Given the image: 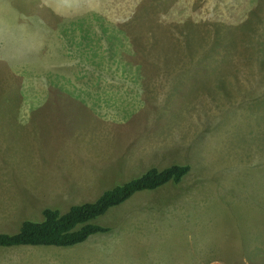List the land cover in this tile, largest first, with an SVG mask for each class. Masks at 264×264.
<instances>
[{
	"label": "rangeland",
	"instance_id": "obj_1",
	"mask_svg": "<svg viewBox=\"0 0 264 264\" xmlns=\"http://www.w3.org/2000/svg\"><path fill=\"white\" fill-rule=\"evenodd\" d=\"M47 1L0 0V232L42 221L45 208L93 202L150 168L190 170L98 218L107 233L73 247L0 248V264L22 249L43 250L41 264L93 252L154 264L148 249L158 264H264V0ZM10 13L26 33L9 28L6 40ZM228 22L247 25L227 37ZM43 34L56 57L41 56ZM86 57H110L117 72ZM56 75L73 93L54 96Z\"/></svg>",
	"mask_w": 264,
	"mask_h": 264
},
{
	"label": "trees",
	"instance_id": "obj_2",
	"mask_svg": "<svg viewBox=\"0 0 264 264\" xmlns=\"http://www.w3.org/2000/svg\"><path fill=\"white\" fill-rule=\"evenodd\" d=\"M154 1H156V4L163 2V0ZM140 3H142V1H140ZM251 8L252 7L243 11L242 18H245L249 14H253L251 13ZM144 9L145 6L140 8V10ZM171 15L174 14L171 13ZM174 18H177V16H174ZM246 25V23H243L241 26L232 25L229 22L225 23L221 25L223 30L222 35L227 37L231 35L233 37L239 32L237 31L238 28L243 29ZM188 26L189 25L186 24L185 28ZM217 26L218 25H215V27ZM78 32L79 31H76L74 34ZM157 33L158 32L153 29L150 32V36L155 39L156 43L161 40L160 36L156 35ZM82 40L83 38L80 39V41ZM141 49H143V53H145L146 48L143 47ZM143 55L144 54H142V56ZM137 56H140L139 50L136 52V57ZM51 76L52 75H49V77ZM144 83V86L148 85V83ZM189 170L190 166L188 165H173L165 169L150 168L137 178L106 190L99 195L97 200L73 205L65 213H62L58 209L45 208L42 211V221L25 220L20 224L16 232H0V247H73L82 244L93 235L103 234L109 231V228L97 224L96 220L104 216L110 209L124 204L139 192L157 190L170 182L178 184L188 174Z\"/></svg>",
	"mask_w": 264,
	"mask_h": 264
},
{
	"label": "crops",
	"instance_id": "obj_3",
	"mask_svg": "<svg viewBox=\"0 0 264 264\" xmlns=\"http://www.w3.org/2000/svg\"><path fill=\"white\" fill-rule=\"evenodd\" d=\"M47 2H50V0H48ZM15 14L14 13H10L9 15L7 14V15H5L4 16V19L5 20H3L2 21V24L4 25V27H5V30H4V32H3V34H6V35H10V34H12L10 31H9V28H13V30H14V28L17 26V28H18V31L20 32V33H26L25 32V30H23V28L20 26V24H19V22H16L15 21V18L17 17V16H14ZM41 19V18H40ZM10 20V21H9ZM4 22V23H3ZM41 23V22H40ZM42 24V23H41ZM31 28V27H30ZM48 28H45V31L47 30ZM49 30L50 29H48L44 34H47L48 32H49ZM28 32L29 33H32V32H35V30L32 28L31 30L30 29H28ZM43 32H44V29H43ZM100 32H101V29H100ZM44 34H43V36H42V42H40V48L39 49H41V56L44 58H53L54 56L56 57L57 55H55V54H53L49 49H48V47H47V45H46V39H50V36H48V37H46V39H45V37H44ZM107 34H109V32L107 33ZM11 38V35H10V37L8 38V39H6V40H9ZM54 42V41H53ZM55 44V43H54ZM72 58H80V57H78L77 55H73V57ZM87 58V57H86ZM107 61V63H104V62H102V63H98V61H96V60H91V61H89V58H87V65L88 66H90V67H94V68H96L97 67V65H98V67L96 68V70H97V72H100V71H102V70H104V73H107L108 71H116L115 69H113V67H114V65H118L119 63L118 62H114V63H110V57L106 60ZM117 72V71H116ZM57 78V77H56ZM57 80H58V82H59V84H62L63 86H61L60 88H59V84L57 85V88L55 89L56 91H55V93H54V96L55 97H58L63 91L64 92H66V93H69V94H71V93H73V92H71V90H68V89H65L64 88V85H65V83L63 82V81H61L60 79H58L57 78ZM63 88V89H62ZM62 94H64V93H62ZM69 94H66V95H69ZM65 96V95H64ZM61 97H63V96H61ZM65 99V98H64ZM66 100L67 99H65V101H64V103L66 102ZM43 108V106H41V105H37L36 107H33L32 109H42ZM72 108H75V106L74 105H72L70 108H68L67 110H69V111H73V110H70V109H72ZM91 119V118H90ZM85 121H86V123H90L89 122V117H86V119H85ZM91 121V120H90ZM70 139L73 137V134H71L70 133ZM68 136V137H69ZM77 138H78V142L79 141H83L84 140V138L81 136V133H77ZM80 145V144H79ZM94 145L95 144H81L80 145V148H77V149H74L77 153H79L80 155H83V151H85L86 152V154H87V156L88 155H93V154H95V147H94ZM85 149H87V150H85ZM15 226H20L19 224H15ZM123 242H124V239L122 240ZM85 243V242H84ZM32 248V247H43V246H16V247H0V248ZM55 247V246H54ZM149 247V246H148ZM147 247V248H148ZM59 248H65V247H59ZM29 249H22L21 250V254L20 255H18V256H16V257H14L15 258V260L11 263V264H41V262H40V258H42V252H43V250H38V252H31V253H26L27 251H28ZM44 253V252H43ZM147 253L149 254V258H151V260H154V264H158L157 262H159L158 261V257H157V255L156 256H151V253H152V251L151 252H149V249H148V251H147ZM94 254V255H93ZM93 254H91V253H89L88 254V257H87V259H86V261L84 262V261H82V260H79V259H76V261L73 263V264H123V260H121V259H119V258H114V257H112V255L111 256H107V257H102V258H100V259H97V256H95V252H93ZM24 255V257H25V261H19L18 260V258L19 257H21V256H23ZM30 258H32V259H38L37 260V263L35 262V261H31L30 260ZM56 264V263H55Z\"/></svg>",
	"mask_w": 264,
	"mask_h": 264
},
{
	"label": "clouds",
	"instance_id": "obj_4",
	"mask_svg": "<svg viewBox=\"0 0 264 264\" xmlns=\"http://www.w3.org/2000/svg\"><path fill=\"white\" fill-rule=\"evenodd\" d=\"M94 236V235H93Z\"/></svg>",
	"mask_w": 264,
	"mask_h": 264
}]
</instances>
